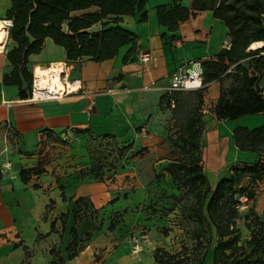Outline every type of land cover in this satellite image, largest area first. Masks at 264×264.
I'll list each match as a JSON object with an SVG mask.
<instances>
[{
	"label": "trees",
	"instance_id": "1",
	"mask_svg": "<svg viewBox=\"0 0 264 264\" xmlns=\"http://www.w3.org/2000/svg\"><path fill=\"white\" fill-rule=\"evenodd\" d=\"M148 2L11 0V7L2 19L12 22L8 32V43L12 46L6 53L10 71L4 74L3 85L16 87L21 100L31 97L34 71L30 57L42 52L46 39L64 49L68 63L84 58L95 63L113 60L127 46L130 48L123 60L129 61L137 52L139 37L120 24L123 17L135 15L146 22ZM204 11L212 12L215 19L224 23L228 29L229 47L213 58L197 60L203 69V88L167 91L161 96L160 106L171 109L178 120L177 137L171 141L173 158L163 167L161 175L157 173L155 177L157 183L159 177H164L175 190L185 189L186 194L192 196V203L182 211L191 245L184 243L181 249L173 251L157 247L153 259L155 264H205L215 230L218 242L212 252L213 264H264V221L253 212L244 216L250 238L243 243L237 226L240 219L237 207L241 205V198L253 199L256 187L264 183V125L254 129L238 126L233 130L236 148L254 153L257 159L253 163L234 166L230 175L221 178L213 190L205 173L204 159L205 110L210 109L218 121L264 114V89L259 86L264 75V56L258 57L264 47L250 50L253 43L264 42V0H193L191 8L183 6L181 0H173L169 5L157 6L156 17L161 27L175 33L181 24ZM225 81L230 84L226 86ZM214 82L221 85L219 97L214 103L206 104L208 88ZM6 128L10 137L17 138L19 143L18 133ZM111 137L103 135L99 138L110 141ZM73 148V143L62 135L44 131L38 151L34 153L41 158L40 166L21 169L20 178L27 184L33 176L45 174L50 169L52 173L58 172L74 159ZM78 165L76 180L98 179L97 174L103 169L101 163L80 162ZM64 188V184L60 185L61 190ZM98 212L89 197L74 200L73 223L65 247L68 260L78 255L81 244L91 241L100 232L101 227L94 225L84 235L78 232L82 223L97 219ZM68 217L69 213H63L54 220L52 231L57 220L64 231ZM170 231L166 227L161 234L168 236ZM51 254L54 256L51 264L65 263L66 259L59 251L52 249Z\"/></svg>",
	"mask_w": 264,
	"mask_h": 264
},
{
	"label": "crops",
	"instance_id": "2",
	"mask_svg": "<svg viewBox=\"0 0 264 264\" xmlns=\"http://www.w3.org/2000/svg\"><path fill=\"white\" fill-rule=\"evenodd\" d=\"M192 2L181 0L182 5L188 8L192 7ZM148 3L146 22L135 15L123 17L120 24L139 37L137 52L127 62L123 59L129 46L122 48L113 60L95 63L84 58L68 63L64 49L46 39L42 52L30 57V65L33 71L53 65L66 66L62 78L65 92L53 100L27 103V99L19 98L16 87L4 86L3 76L10 71L6 53L12 43L7 40L0 50V264H51L54 259L52 249L66 259L64 264H119L118 257L107 258L104 252L101 257L97 255L100 248L105 244L109 246L111 242L107 241L104 233L81 244L78 255L72 260L67 259L65 247L73 223L74 200L89 197L99 211V217L106 213L105 208L112 201L104 202L102 196V193L110 191L111 184L107 180L75 179L80 169L78 164L90 163V158L89 161L79 160L82 156H77L73 148L75 157L67 166L55 173L50 169L45 174L33 176L27 184L20 178V170L40 166L41 158L34 153L38 151L44 131L70 137L73 147L75 142L82 141L87 148L90 140L101 139L99 137L103 135L112 136L110 141L119 146L133 144L135 149L138 148V140L150 145L159 143L154 133L159 131L160 121L169 116V111L161 110L160 98L170 86L172 73L190 62L215 57L223 48L229 47V38L224 23L215 19L210 11L198 13L195 18L181 24L179 31L171 33L158 24L156 7L159 5L154 7ZM10 7L11 0H0V21ZM143 57L148 60L143 61ZM68 84L74 89L69 91ZM216 84L220 83L214 82L210 87ZM259 86L264 89V75ZM207 94L206 104L214 103L220 88L212 99L207 100ZM257 121L261 122V118L241 119L238 124L249 127ZM226 122L216 119L204 122L206 164L211 160L219 161L224 148L221 139L226 134L230 135L226 137V145L228 148L232 145L231 150H235L236 157L242 156L245 161H250L249 158L256 156L250 152L242 153L235 147L231 137L237 123ZM6 126L18 133L19 143L17 138L11 143L7 141ZM209 144L216 146L213 154ZM13 156L18 157L17 164L13 162ZM157 160L146 163L145 167L142 165L133 173L135 183L139 182L150 196L157 188L154 187V182L157 183L155 170L160 164L169 162L167 159ZM218 161L219 164L221 160ZM83 182L90 186L99 183L104 187L96 195L73 192V188ZM35 184L39 187H34ZM63 184L65 188L61 190L60 185ZM63 213H69L65 230L57 220L52 231V222ZM92 225L91 220L82 223L78 228L79 234L84 235ZM130 258L132 263L135 262V257Z\"/></svg>",
	"mask_w": 264,
	"mask_h": 264
},
{
	"label": "rangeland",
	"instance_id": "3",
	"mask_svg": "<svg viewBox=\"0 0 264 264\" xmlns=\"http://www.w3.org/2000/svg\"><path fill=\"white\" fill-rule=\"evenodd\" d=\"M172 1L149 0L148 4L149 6L154 4V7H156L157 5L168 4ZM260 56H264V52L258 55V57ZM229 84L230 81L225 83L226 86ZM216 85L215 87L209 86L207 100L212 99L216 91L219 90L220 84ZM183 96H186V94ZM161 110L169 111V116L160 121L159 131L154 133L159 138V143L150 145L145 144L144 141L141 143L138 140L137 149L134 148L133 144L128 147L121 144L119 146L118 143L108 141L109 139H92L88 142L87 148L84 147V142L82 143V141L74 143V153L77 156H82L79 160L89 161L90 158V162L93 164L101 163L103 165V169L97 174L98 179H93L107 180L111 184L110 191L102 193V196L104 197V202L107 200L112 201L106 206V213L97 217V219L95 218L92 222L94 226L101 227L100 232L95 237L104 233L106 239H108L107 241H111L109 246L105 244L104 248H100L97 255L101 257L102 252H104L107 258L118 257L116 259L120 260L119 264H155L153 253L157 247L173 251L181 249L184 243L191 245V241L188 239L189 236L186 234V228H184L185 223L182 218V211L190 206L193 199L192 196L186 194L185 189L175 190V187L164 177H159L158 183L154 182V187L158 189L156 188L153 195L150 196L148 195L149 191H144L140 187V183H135L134 180V171L141 168L142 165L145 167L146 163L153 162L156 159H158L157 161L162 159L170 161L173 158L171 141L177 137L178 120L173 117L171 109L169 110L167 107L162 106ZM258 118H261V122L251 123L249 127L238 124L241 119ZM210 119L214 120L216 118L211 114L210 109L205 110L204 122H209ZM226 123H237L235 128L242 126L254 129L264 125V114L227 120ZM223 134L226 133L223 132ZM10 135V133H7L6 138L11 143L13 138ZM229 136V134H226L221 139L224 146L221 155H219L221 157L219 161L221 160V162L218 164V160H211L209 161L210 163H205L207 165L205 173L212 190L221 178L230 175L234 166L253 163L254 159H257L254 156L253 158H249L250 161H245L246 158L242 156L236 157L234 155L235 150H231L233 148L232 145L229 148L226 145V137ZM65 140L73 143L72 139L68 136H65ZM155 145L156 148L154 147ZM214 149L216 150V146L211 144L209 147L211 154H213ZM226 149L228 150L227 152ZM13 162L15 164L19 162L17 156H13ZM166 164L167 162L159 165L158 170H155V177L157 173L161 175L162 169ZM145 176L147 177V174ZM142 177L144 179V176ZM93 184L94 186H90L87 182H83L75 186L73 192L96 195L102 189L101 187H104L103 184ZM237 210L240 216L237 226L240 231V241L243 243L250 238V230L246 227L244 216L253 212L264 221V183H260L256 187L253 199L241 198V205L237 207ZM111 226H113V230H110ZM166 227L171 230L168 236L161 234L162 229ZM106 239L103 238L104 241ZM217 242L216 232L213 230L205 264H213L212 252ZM136 246H138V250L135 249ZM130 257H135V262L133 261L132 263Z\"/></svg>",
	"mask_w": 264,
	"mask_h": 264
},
{
	"label": "built area",
	"instance_id": "4",
	"mask_svg": "<svg viewBox=\"0 0 264 264\" xmlns=\"http://www.w3.org/2000/svg\"><path fill=\"white\" fill-rule=\"evenodd\" d=\"M4 27L8 30L12 25L10 20H2ZM8 40V37H7ZM7 42V41H6ZM143 61H147V57L142 58ZM58 66V65H56ZM52 67V66H50ZM64 72L60 74L61 78L65 76L66 66H62ZM204 87L203 69L200 61H193L188 63L183 68L174 71L170 77V86L168 92H184L195 91ZM57 94L51 93L48 89H41L36 83L35 71L32 85L31 97L26 100L27 103H36L39 101H48L57 98ZM138 250V246L135 248Z\"/></svg>",
	"mask_w": 264,
	"mask_h": 264
},
{
	"label": "bare ground",
	"instance_id": "5",
	"mask_svg": "<svg viewBox=\"0 0 264 264\" xmlns=\"http://www.w3.org/2000/svg\"><path fill=\"white\" fill-rule=\"evenodd\" d=\"M8 30L4 27L3 22L0 21V50L3 48L7 41ZM264 42H255L250 46V50L262 49ZM63 65H53L52 67L37 69L35 71L36 83L41 89H48L51 93L61 95L65 92V86L63 84L60 74H63ZM69 91L74 89V86L69 87Z\"/></svg>",
	"mask_w": 264,
	"mask_h": 264
}]
</instances>
